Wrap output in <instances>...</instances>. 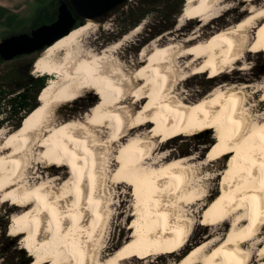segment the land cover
Listing matches in <instances>:
<instances>
[{"label": "bare ground", "instance_id": "1", "mask_svg": "<svg viewBox=\"0 0 264 264\" xmlns=\"http://www.w3.org/2000/svg\"><path fill=\"white\" fill-rule=\"evenodd\" d=\"M233 1L187 0L183 16L208 24L219 5ZM239 1H248L250 8L238 12L245 16L235 26L208 38L194 29L181 45L156 38L143 47L133 72L112 54L139 32V25L96 52L80 43L94 24L89 19L43 49L34 63L41 75H49L40 104L14 130L0 127V204L15 211L9 229L20 237L22 252L28 251V264H124L163 253L168 256L159 264H264V113L252 112L248 93L251 87L264 90V79L254 76L240 86L218 82L199 98L177 92L189 77L216 79L238 62L244 65L239 69H249V52L263 54L264 5ZM251 27L255 36L248 50ZM184 59L179 82L177 66ZM89 89L98 100L85 121L57 116ZM129 99L137 109L130 108ZM98 127L107 128L103 142ZM210 130L215 139L203 170L211 180L221 175L217 189L208 191L207 176L193 165L199 159L194 153L153 154L158 139ZM64 165L67 175L56 183L59 177L52 172ZM216 165L218 175L210 172ZM113 166L114 181L135 193L130 209L135 217L128 218L133 221L126 240L104 256L111 249L104 237L114 198L108 184ZM196 213L212 228L190 246Z\"/></svg>", "mask_w": 264, "mask_h": 264}, {"label": "rangeland", "instance_id": "2", "mask_svg": "<svg viewBox=\"0 0 264 264\" xmlns=\"http://www.w3.org/2000/svg\"><path fill=\"white\" fill-rule=\"evenodd\" d=\"M53 2L54 0H0V6L4 7L3 9L0 8V40L5 34L17 31L19 28L27 24L32 19V17L37 14V11L41 7L46 6L45 10H53L55 8V3ZM180 2H182V4ZM186 3L187 0H126L125 3L114 8L108 14V18H99L95 20L96 22L93 21L94 24L92 27L89 28L80 38V43L84 44L87 50L102 52L105 48L111 47L116 41L123 40L122 38L125 36V34H129L134 29L133 26L135 25L136 21L140 19L138 24L141 26L139 32L137 31L134 34H130V37L127 40H123V43L119 45V47L114 51V54H112L116 63H121V65L124 67L126 66L125 68L129 72H133L139 64V56L141 55L140 53L144 46L152 45L155 40L160 38L165 43L172 41L174 44L181 45L188 38V36L193 33L194 29H196L194 32L197 31L199 34L204 35L205 38H208L214 32L224 29V27L227 28L229 26H235L236 22L245 16L240 15L238 12H240L242 9L250 8L248 1L240 2L237 0L224 3L221 6L219 5L221 11L217 14V16L214 17L213 20L211 19L208 21V24H204L201 19L193 22L190 21L189 17L187 19L183 16ZM255 3L258 5H264V0H257ZM229 7L230 9H228ZM48 12L42 14L38 19L35 20L33 24L41 25L52 22L54 20V14ZM254 33L255 28H249V31L246 35L248 37V50L250 48V43L254 39ZM163 34L166 38L163 36ZM160 35L161 37H159ZM167 37L169 38L167 39ZM41 52L17 56L9 60L0 59V93H3L7 99L10 96L17 94V91L23 84L43 76L34 67L35 60ZM150 53L151 51L148 53V56L151 55ZM62 54L63 52H60L58 55L62 56ZM247 59L249 69H239V64L240 67L244 65L241 62H238L236 64V68L238 67L237 69H227V72H225L222 76L216 77V79L209 78L206 74L189 77L183 80L184 83H182L183 81H180V78L182 77L181 72H183V68L185 66L184 63L186 64L187 60L184 59L179 63V66H177V71L180 73L178 80L181 82L179 83L177 92L179 95L181 94V97L187 96L191 98H199L206 95L210 90H212L213 87L221 82L229 84L233 83L237 86H240L243 83L250 82L251 78L254 76L255 80L262 81L264 79V52L262 55H256L254 52H249ZM45 77L47 84L49 75H45ZM258 82L254 83L257 84ZM43 88L38 92L35 101L33 99L34 93H32L30 97L31 103L36 102L38 105L40 104V93ZM31 91L33 92V89ZM248 93L251 94L249 95L251 96L249 97L251 98V100H249V106L253 108L252 112L255 114L264 113V90L262 88L258 89V87H251ZM97 100L98 96L96 93L89 89L87 93H83L68 103L66 107L60 108L57 112V116L63 119L73 118L79 121H85L87 119L85 112L89 110V108ZM131 101L132 100L130 99L128 101L126 100V103L131 104L130 108L137 109L133 108L134 106L132 105ZM36 107L26 114L27 116L25 115L22 120H19L14 113L3 112L1 106L0 127L8 128L10 131L14 130L27 120L28 116L32 114ZM6 111H8V109H6ZM18 124L19 126H17ZM97 129L100 130L97 131H99L100 139L103 142L107 138V128L98 127ZM149 130L150 127H147L146 131ZM214 135V131L210 130V132L199 136L186 134L185 136L175 139L166 140L161 138V141L159 139L156 140V146L153 148V154L161 156L163 154H171L173 152L180 151L182 154L194 153L195 155L199 156V159L196 160L193 165L201 168L203 172H201V176H207V179H205L204 183L207 186L208 191H211V189H217L219 184L222 182L221 175L217 176L214 180H211L210 175L206 174L207 171L203 170L204 158L207 157V155H210L211 147L209 149L208 147L214 141ZM127 139H129V137ZM117 146L118 145H116L115 150H117ZM111 158L114 159L113 156ZM113 159L111 161H113ZM151 161H154V159ZM35 162H37V159ZM38 164L39 167L40 165L42 167H40L41 169L39 168V171L43 172L45 170L43 168L44 164ZM67 167L64 165L63 167L55 169L52 172L60 179H58L56 183H59L61 178L66 177V171L68 172L69 169V167L68 169ZM114 167L115 166H113L110 170V182L108 183L109 188L111 189V192L114 196L111 211L112 213L111 218L109 219L107 233L104 237L105 244H108V247H111V249L105 250L104 256L113 253L114 250L122 244V242L116 247L113 246V244L115 245L117 241L120 239L123 240L124 237L130 234V228L128 227L133 220L130 222L129 219H134L135 217L133 213L134 211L130 210L131 204L134 202L133 199L135 193L133 189H130L129 185L114 181L111 176ZM220 167L221 166L219 165H216V167L212 166V170H210V172H215V174L218 175L219 172H222ZM36 169V167L32 169L34 176L39 175V173H34ZM9 206L10 204L7 203L3 205L0 204V264H28L31 261L26 256L28 251L25 253L22 252V249L20 248L22 245L20 237L13 234L9 229L11 218L15 213V211L9 210ZM201 214L202 213H199L198 215L197 213L195 214L194 222L198 223L196 224V228H194L193 234L190 237V246L202 241L203 236L206 235L207 232L212 228L210 223L203 222L204 217H201ZM200 222H203V224L200 225ZM125 240L126 238L124 241ZM186 251L184 253H186ZM167 256L168 255L164 253L161 254V256L153 255L151 257H145L141 255V257L139 256L129 258L124 262V264H159L160 260L166 258Z\"/></svg>", "mask_w": 264, "mask_h": 264}, {"label": "water", "instance_id": "3", "mask_svg": "<svg viewBox=\"0 0 264 264\" xmlns=\"http://www.w3.org/2000/svg\"><path fill=\"white\" fill-rule=\"evenodd\" d=\"M57 16L50 23L33 28V23L45 10L37 14L17 31L5 34L0 40V59L9 60L17 56L41 52L56 39L73 28L91 19L108 18V14L126 0H57ZM96 22V21H95Z\"/></svg>", "mask_w": 264, "mask_h": 264}, {"label": "trees", "instance_id": "4", "mask_svg": "<svg viewBox=\"0 0 264 264\" xmlns=\"http://www.w3.org/2000/svg\"><path fill=\"white\" fill-rule=\"evenodd\" d=\"M55 8L53 10L46 9L44 10V13L51 12L54 14L53 19H56L57 16V7H58V1L54 0ZM182 4V2H180ZM48 12V13H49ZM140 22V19L136 21L135 26H137ZM46 84V77L45 75L40 76L36 78L35 80H31L30 82H27L26 84H23L19 90L18 93L14 96H10L8 99L6 96L3 95V93H0V109L2 106L3 112H10L14 113L15 116L18 117V119L22 120V118L28 114L30 111H32L38 104L31 103V95L33 94L34 101L36 100V97L38 95V92L45 86ZM33 87V88H32ZM33 89V92L31 91ZM5 106V107H4ZM8 109V111H6ZM27 116V115H26ZM20 124V123H19ZM19 124L17 126H19Z\"/></svg>", "mask_w": 264, "mask_h": 264}, {"label": "flooded vegetation", "instance_id": "5", "mask_svg": "<svg viewBox=\"0 0 264 264\" xmlns=\"http://www.w3.org/2000/svg\"><path fill=\"white\" fill-rule=\"evenodd\" d=\"M43 14H44V13H43ZM37 26H39V25L33 24V28H35V27H37Z\"/></svg>", "mask_w": 264, "mask_h": 264}, {"label": "crops", "instance_id": "6", "mask_svg": "<svg viewBox=\"0 0 264 264\" xmlns=\"http://www.w3.org/2000/svg\"><path fill=\"white\" fill-rule=\"evenodd\" d=\"M0 8H2V9H3L4 7L0 6Z\"/></svg>", "mask_w": 264, "mask_h": 264}]
</instances>
